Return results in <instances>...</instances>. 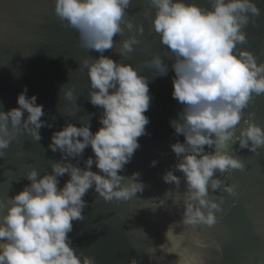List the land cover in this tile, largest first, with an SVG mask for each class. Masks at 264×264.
<instances>
[{
    "label": "clouds",
    "instance_id": "clouds-1",
    "mask_svg": "<svg viewBox=\"0 0 264 264\" xmlns=\"http://www.w3.org/2000/svg\"><path fill=\"white\" fill-rule=\"evenodd\" d=\"M143 2L147 7L140 14L150 15L152 31L164 49L142 63L152 77L127 62L144 35L143 24L129 12L135 0H52L57 21L77 32L80 48L88 53L79 60V68H86L87 99L100 109V126L93 132L89 117H79V126L69 121L54 130L48 148L59 152L60 158L50 159L42 173L29 167L23 175L29 183L14 195L0 198V264H96L95 258L78 254L72 246L73 221L84 219V197L90 189L105 201L128 200L143 190L138 172L120 173L140 147L138 138L148 134L149 82L167 75L166 61L174 72L172 97L182 105L169 124L184 139L170 144L176 162L162 179L176 188L183 180L182 193L170 197L182 209L180 222L192 229L211 227L224 202L222 195L214 197L213 193L223 189L238 196L236 186L216 173L245 170L233 145L252 153L264 147V128L255 121L254 112L245 115L244 111L264 95V61L258 62L244 46L245 29L250 23L255 25L261 9L255 0ZM93 51L99 55H90ZM106 51H115L120 59L104 55ZM67 85L61 86V99L71 107L64 110L60 105L58 111L74 116L80 106ZM16 103L8 110L0 108V158L6 157L20 134L38 142L40 129L52 127L41 119L43 106L35 95H27L26 86L17 94ZM89 146L93 156L84 159L81 167L79 161ZM94 163L99 171L92 170ZM156 163L151 161L152 166ZM173 169L182 175H175ZM65 174L68 178L61 186ZM165 235L174 238L171 251H179L180 264H205L199 252L183 246L188 234H177L170 225ZM128 264L137 261L132 258Z\"/></svg>",
    "mask_w": 264,
    "mask_h": 264
},
{
    "label": "water",
    "instance_id": "water-1",
    "mask_svg": "<svg viewBox=\"0 0 264 264\" xmlns=\"http://www.w3.org/2000/svg\"><path fill=\"white\" fill-rule=\"evenodd\" d=\"M200 2L206 4V0ZM255 2L261 15L255 25L250 23L245 29L248 39L244 46L260 62L264 61V0ZM146 7L143 0H135L129 9L136 21L143 24L144 35L141 46L127 62L137 67L140 74L152 77V71L142 63L152 53H163L164 49L152 31L150 15L140 14ZM87 54L79 46L77 32L57 21L52 0H0V108L16 107L17 94L26 86L27 95H35L37 103L43 106L45 115L41 119L52 125L40 129L42 139L38 142L26 134L11 142L6 157L0 158V198L14 195L29 183L23 177L29 167L42 173L49 168L50 159L60 158L59 152L53 153L48 148L54 130L69 121L79 126V117H89L93 132L100 126V109L87 99L86 68H79V60ZM89 54L99 55L94 51ZM104 55L120 59L115 51H106ZM166 63L169 64L167 75L156 76L149 82L151 102L145 113L150 121L146 126L148 134L138 138L140 147L120 173L131 176L138 172L143 190L128 200L105 201L90 189L84 197L87 201L84 219L73 221L69 233L72 246L78 254L83 252L95 258L96 264H128L132 258L137 264H180L179 251H171L173 241L165 235L171 225L175 233L188 234L183 246L199 252L205 264H264V147L252 153L233 145L237 148L234 154L243 159L246 167L244 171L216 173L226 183L234 184L238 192L237 197L223 189L213 193L214 197H224L222 210L216 213V224L192 229L180 222L182 209L176 208L170 197L182 193L183 180L176 188L162 179L165 170L176 162L170 144L184 139L183 135H175L169 124L170 119L177 118L182 105L172 97L174 72L171 62ZM67 83L80 106L74 116L58 111L60 105L64 110L71 107L70 102L61 99V86ZM244 111L245 115L254 112L255 121L264 128V95L256 97ZM89 156H93L90 146L82 154L81 167ZM153 160L157 161L155 166L151 164ZM92 170L99 171L95 163ZM173 171L177 176L182 175ZM67 178V174L60 178L61 186ZM160 200L165 204L160 205Z\"/></svg>",
    "mask_w": 264,
    "mask_h": 264
},
{
    "label": "snow or ice",
    "instance_id": "snow-or-ice-1",
    "mask_svg": "<svg viewBox=\"0 0 264 264\" xmlns=\"http://www.w3.org/2000/svg\"><path fill=\"white\" fill-rule=\"evenodd\" d=\"M171 239H174V238H171Z\"/></svg>",
    "mask_w": 264,
    "mask_h": 264
}]
</instances>
